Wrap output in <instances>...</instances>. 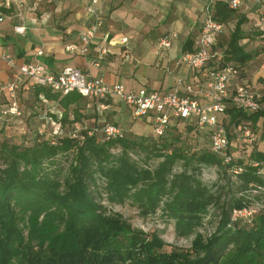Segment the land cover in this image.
Returning <instances> with one entry per match:
<instances>
[{"label":"trees","instance_id":"trees-1","mask_svg":"<svg viewBox=\"0 0 264 264\" xmlns=\"http://www.w3.org/2000/svg\"><path fill=\"white\" fill-rule=\"evenodd\" d=\"M212 11L220 22L236 20L215 66L233 64L240 78L250 61L264 69L262 40L254 52L241 45L247 18L228 2ZM26 85L19 88L21 117L41 124L31 141L0 140V264H264V100L256 111L226 101L219 123L230 140L227 164L211 150L214 130L195 119L138 135L77 91ZM8 106L0 94V110ZM106 124L119 126L122 136L106 138ZM245 125L252 141L242 135ZM22 133L33 132L28 126ZM213 166L217 180L205 181L203 169ZM126 204L143 216L160 211L175 220L180 235L195 236L191 249H167L156 232L134 228L112 209ZM243 208L255 213L234 219ZM210 215L216 224L206 235L198 228ZM25 224L34 237L25 236Z\"/></svg>","mask_w":264,"mask_h":264},{"label":"crops","instance_id":"crops-1","mask_svg":"<svg viewBox=\"0 0 264 264\" xmlns=\"http://www.w3.org/2000/svg\"><path fill=\"white\" fill-rule=\"evenodd\" d=\"M230 1L103 0L100 4L102 26L88 54L84 55L72 53L66 47L78 42L82 30L92 23L93 16L87 11L91 0H0V81L3 84L13 81L19 65L38 61L52 73L74 66L92 77H103L110 84H122L126 90L134 91L147 89L166 94L175 89L179 78H184L185 85L191 84L202 103H206L200 93L206 85L200 73L177 65L176 59L194 48L207 7L212 9L217 2ZM240 2L234 10L247 18L243 26L246 35L241 45L246 51L254 52L261 40L255 35L254 21L264 11V0L259 4L253 0ZM222 23L226 29L215 45L219 55L227 47L236 20ZM15 26H24V33H17ZM172 33L177 37L172 40L165 57L158 56L159 39ZM102 49L107 52L102 54ZM3 54H9L16 67L9 66L2 58ZM248 65L244 68L246 76L234 77L232 86L237 80V83L243 81L252 88L263 87L264 75L260 78L262 82L251 80L252 84L250 77L257 71L264 74V69L258 66L254 72L251 70L256 66L254 62L250 61ZM1 97L3 99L5 95ZM18 97L21 99L20 90ZM99 111L110 122L135 134L154 132L151 116H134L132 109L119 98H112L108 107Z\"/></svg>","mask_w":264,"mask_h":264},{"label":"built area","instance_id":"built-area-1","mask_svg":"<svg viewBox=\"0 0 264 264\" xmlns=\"http://www.w3.org/2000/svg\"><path fill=\"white\" fill-rule=\"evenodd\" d=\"M102 1L91 0L88 4L87 11L93 16V21L82 30L78 42L66 47L68 51L76 54H88L90 45L103 23L100 12ZM253 1L258 4L263 2V0ZM240 3V0H232L229 2V7L236 9ZM254 28L264 44V11L259 13L255 19ZM225 29L226 25L214 18L211 6H208L199 33L195 38L194 48L176 59L177 65H185L190 70L200 73L206 84L203 89H200V93L206 99V103H202L191 84L185 85L184 78H179L175 89L166 94L147 89L134 91L126 90L122 84H110L103 77H92L89 73L74 66L66 67L59 73H52L37 61L34 64L19 65L18 73L13 81L5 84L0 81V94L7 95L9 104L8 107L0 110V120L3 115L20 116L22 114L19 109L18 90L24 83L27 84L26 88L28 89L34 85H41L64 94L77 91L90 100L96 101L98 110L106 109L109 101L115 97L127 104L132 109L134 116H151L154 124L153 131L158 135L163 134L174 119L192 118L201 126L212 128L214 133L211 138V150L225 159L228 164L231 162L230 140L226 128L219 123L220 116L225 111V103L231 99L241 109L259 110L264 100V88H252L241 81L236 84L235 92L231 94L232 81L234 77H239L238 68L233 64L212 65L213 61L222 56L215 50V45ZM15 31L24 33L25 27L15 26ZM176 37L175 33L162 36L157 44V55L165 57L167 50L172 45V40ZM106 52V49H102L101 53L105 54ZM2 58L9 66L16 67V62L9 54H3ZM102 132L108 139L123 134L122 129L113 124H106L102 128ZM242 135L251 141L255 138V133L247 125L243 127ZM72 137L75 138L77 135L73 134ZM242 169V167H236L238 171ZM254 213L255 210L243 208L235 210L233 218H250Z\"/></svg>","mask_w":264,"mask_h":264},{"label":"rangeland","instance_id":"rangeland-1","mask_svg":"<svg viewBox=\"0 0 264 264\" xmlns=\"http://www.w3.org/2000/svg\"><path fill=\"white\" fill-rule=\"evenodd\" d=\"M258 68L259 67L257 65L252 66L251 70L255 72L256 69ZM253 75L252 76L254 78L250 77L251 84H252L251 80L252 81L259 80L260 82L263 81L262 79L260 80L262 75H264L261 71H257ZM25 104L27 105V107L30 108V106H33L34 102L27 101ZM44 109L45 108L43 107V111ZM12 117L11 118L9 117L7 120H4L0 123V140L7 139L9 141L16 143L31 141V138L34 135V131L37 130L36 128H38V125L41 123L35 122L32 119L31 123L27 125L26 121L24 120V118L21 117V115L17 116V119H12ZM28 126H29V130H31L33 133L31 136L26 137L22 132L28 130ZM261 145L264 147V137ZM217 172L218 169L215 166L205 167L203 169L202 177L205 181L214 182L215 180H217V176H218ZM112 209L115 212L121 213L124 216V218H126L133 225L134 228L143 230L148 234L156 232L157 235L166 243L167 249L170 248L178 249V250L191 249L192 241L195 236L180 235L176 230L175 220L168 219L160 211L149 216H143L139 213L137 208L129 204H126L124 206L113 205ZM204 222H205L204 225L199 227L198 229L201 232H203V234L207 235L214 230L216 221L215 220L211 221V215H210L208 217H205ZM24 232L27 238L34 237V233L30 231L29 226L26 224L24 225Z\"/></svg>","mask_w":264,"mask_h":264}]
</instances>
